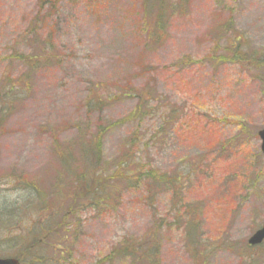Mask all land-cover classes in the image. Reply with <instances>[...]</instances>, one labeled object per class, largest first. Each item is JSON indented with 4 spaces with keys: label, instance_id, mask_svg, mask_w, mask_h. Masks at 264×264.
Segmentation results:
<instances>
[{
    "label": "rangeland",
    "instance_id": "1",
    "mask_svg": "<svg viewBox=\"0 0 264 264\" xmlns=\"http://www.w3.org/2000/svg\"><path fill=\"white\" fill-rule=\"evenodd\" d=\"M156 7L155 0H0V201L28 203L32 193L11 191L10 181L35 180L62 217L73 177L58 154L71 145L77 169L87 161L78 145L104 128L96 174L118 178V158L131 149L130 170L148 165L178 177L174 190L147 179L128 187L110 180L96 205L73 206L39 258L264 264V243L247 244L264 221L257 135L264 127V0H163L161 20ZM40 54L51 58L28 71L24 58ZM142 92L152 96L142 118L121 123ZM26 211L0 221V256L26 247L23 234L39 219ZM40 219L46 223L49 211ZM126 242L151 246L152 260L107 259Z\"/></svg>",
    "mask_w": 264,
    "mask_h": 264
},
{
    "label": "trees",
    "instance_id": "2",
    "mask_svg": "<svg viewBox=\"0 0 264 264\" xmlns=\"http://www.w3.org/2000/svg\"><path fill=\"white\" fill-rule=\"evenodd\" d=\"M157 7H156V15L155 17L159 19L160 17L162 18L163 16V0H155ZM43 8V7H42ZM160 18V20H161ZM50 43V41H49ZM45 46L42 47V49ZM41 49V51H43ZM233 50V48H232ZM45 52V51H43ZM233 54L237 53V50L232 51ZM238 55V54H237ZM36 56V55H35ZM51 56H44V54H40L38 57H28L26 56L24 58L25 64L28 68V71H33L38 64H43L42 62H45L49 60ZM27 76L29 74H26ZM7 83L11 84V80L8 77L7 78ZM119 95L122 93L119 92ZM125 94L130 95L128 93H123V96ZM134 97L137 99V103L135 105V108L130 111L127 116L120 120L121 123L124 121L128 120H134L142 118L144 112H145V103L151 99V95H147L145 92L135 94ZM120 123V124H121ZM99 132L96 133L94 140L91 143H83L80 142V145H78V150L81 152V155L85 157L87 160L85 163L81 164L78 166L76 169V165L73 166V162L71 161V156L73 155V147L71 145L66 146L61 152L58 154L60 161V165L63 166L66 170L67 174L72 175L73 177V182L70 183L69 185V192H71L72 196L69 199L70 202L67 206V212H64L62 217L57 216L56 210H52L53 208V196L51 193L45 194L42 192V190L39 188V184L36 183L34 180H24L23 178L19 177L17 179L11 180V191L14 190H23L24 192L32 193L31 199L27 203L24 202L21 205H14V204H9L5 201H0V221L9 218H16L21 214V211H24L26 213V208L28 210H35L34 213V218H37L38 220L35 221L37 225L32 226V228H27V231L23 234L24 242L26 243V247H23L16 257L19 259L20 264H24V257L27 254L32 255L31 264H45L46 263H52L51 260L45 259V258H39L38 251L39 250H44L45 248L41 247L42 244L44 246L48 245L49 243L51 244L50 237H48L51 233V235L56 234V230L58 229L57 226H59L62 223V220H67V215L71 213L70 210L73 209V206L76 205L77 203H80L81 201L86 202V206H93L98 203L99 200L103 199V196L105 194H108L109 191L107 192L108 189L111 187L110 180L113 179V182H116L118 180V184H124L126 187L130 185V180H142V179H147L154 187H172L175 183V178L171 175H167L164 172H159L155 168H152L148 165H137L138 168L130 170L129 164H131V149L128 150L125 154H122L118 158V178H110V177H105L103 178L102 174H96V169L97 166H100L101 164V158H102V137L104 134L105 129L103 128H98ZM136 138L134 136H131L129 139V142L131 145L135 142ZM76 145L74 146L75 150ZM98 172V171H97ZM96 174V175H95ZM126 175H129L130 177H126ZM178 180V177L176 178ZM25 184V185H23ZM75 185L78 186L77 190H75ZM22 187V188H21ZM174 190V188L172 187ZM107 192V193H106ZM14 205V206H10ZM84 205V206H85ZM48 208V210H46ZM52 208V209H51ZM65 209V210H66ZM46 211H49L50 214V219L45 223L44 218L41 220L40 217L42 218L44 216V213ZM62 218V219H61ZM59 219V221L57 220ZM61 219V221H60ZM40 222V224H39ZM61 228H64L65 225H60ZM56 227V228H55ZM60 228V227H59ZM132 242H126V245L122 247L119 250L118 248H113L110 251V254L107 255V259L113 260L114 257L116 256H131L133 257L135 254H144L145 257L149 256L150 258L152 257V252L154 250L151 249V246L144 248V243H139L138 245L131 244ZM50 246V245H49ZM144 248V249H143ZM53 255L58 254L56 253L55 250H53ZM59 255H62L60 252ZM52 258H56L58 256H51ZM135 258V257H134ZM45 259V260H44ZM51 259V258H50ZM137 259V258H136ZM139 260V259H137ZM152 260V258H151ZM29 264V263H28Z\"/></svg>",
    "mask_w": 264,
    "mask_h": 264
},
{
    "label": "water",
    "instance_id": "3",
    "mask_svg": "<svg viewBox=\"0 0 264 264\" xmlns=\"http://www.w3.org/2000/svg\"><path fill=\"white\" fill-rule=\"evenodd\" d=\"M258 137L261 140L260 150L264 154V128L258 132ZM264 240V222L260 228H258L248 239L250 245H257ZM0 264H19L16 258H0Z\"/></svg>",
    "mask_w": 264,
    "mask_h": 264
}]
</instances>
